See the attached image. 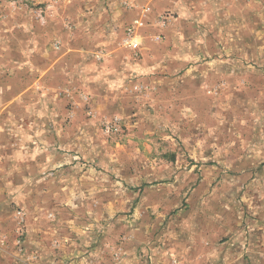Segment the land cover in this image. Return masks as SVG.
Wrapping results in <instances>:
<instances>
[{"label":"rangeland","instance_id":"1","mask_svg":"<svg viewBox=\"0 0 264 264\" xmlns=\"http://www.w3.org/2000/svg\"><path fill=\"white\" fill-rule=\"evenodd\" d=\"M263 226L264 0H0V264H264Z\"/></svg>","mask_w":264,"mask_h":264},{"label":"built area","instance_id":"2","mask_svg":"<svg viewBox=\"0 0 264 264\" xmlns=\"http://www.w3.org/2000/svg\"><path fill=\"white\" fill-rule=\"evenodd\" d=\"M140 22H136L134 25H131L130 27L127 28V37L125 41L131 45L133 48H137L139 45V42L135 39V30L137 25H139Z\"/></svg>","mask_w":264,"mask_h":264},{"label":"crops","instance_id":"3","mask_svg":"<svg viewBox=\"0 0 264 264\" xmlns=\"http://www.w3.org/2000/svg\"><path fill=\"white\" fill-rule=\"evenodd\" d=\"M139 19V18H138ZM141 19V18H140ZM138 22H139V20H138ZM262 227V226H261ZM263 228H264V226H263ZM262 245H263V247H264V238H263V242H262ZM252 246H254V245H252Z\"/></svg>","mask_w":264,"mask_h":264}]
</instances>
